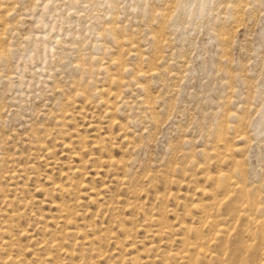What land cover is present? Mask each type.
I'll use <instances>...</instances> for the list:
<instances>
[{
	"label": "rangeland",
	"instance_id": "1",
	"mask_svg": "<svg viewBox=\"0 0 264 264\" xmlns=\"http://www.w3.org/2000/svg\"><path fill=\"white\" fill-rule=\"evenodd\" d=\"M0 264H264V0H0Z\"/></svg>",
	"mask_w": 264,
	"mask_h": 264
}]
</instances>
